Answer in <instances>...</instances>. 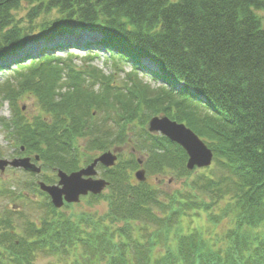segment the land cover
<instances>
[{"label": "trees", "instance_id": "1", "mask_svg": "<svg viewBox=\"0 0 264 264\" xmlns=\"http://www.w3.org/2000/svg\"><path fill=\"white\" fill-rule=\"evenodd\" d=\"M23 3L27 12L18 17ZM255 10H264V0H0V57L21 47L36 27L40 36L61 28L57 39L74 23L98 34L83 46L104 48L115 65L133 70L118 86L97 67L75 68L50 53L17 70V86L2 88L11 119L0 117V124L11 129L20 152L23 147L70 172L81 161L79 138L89 137L88 150L105 151L140 124L135 137L145 167L169 168L190 187L165 193L131 182L129 171L138 167L133 157L103 167L108 192L90 196L107 202L103 214L68 216L39 191L47 199L43 215L20 224L22 234L12 230L9 216L18 210L0 220V264H35L42 253L64 264H264V25ZM53 11L55 18L37 25ZM56 39L48 45L64 50ZM139 65L159 86L137 77ZM25 92L40 107L31 119L16 103ZM95 112L104 114L100 121ZM153 115L192 129L213 151V164L192 177L197 170L186 169L184 149L144 128ZM13 192L0 187V196L28 198ZM190 212L221 228L184 232L182 218Z\"/></svg>", "mask_w": 264, "mask_h": 264}, {"label": "rangeland", "instance_id": "2", "mask_svg": "<svg viewBox=\"0 0 264 264\" xmlns=\"http://www.w3.org/2000/svg\"><path fill=\"white\" fill-rule=\"evenodd\" d=\"M27 5L25 3L22 4V8L18 12V17L25 16L27 12ZM255 13L260 18L262 25H264V10H255ZM56 14L54 11L48 15H41L37 18L36 22L41 23L44 20H49L55 18ZM63 34H69L66 36H61V38H55L57 34H62L61 28L48 29L42 33L40 36L39 27L35 28L32 34L28 35L25 38L23 45L9 53L4 54L0 57V117L4 119H11L12 111L11 106L8 100L3 98V85L9 83L11 85L17 86L20 77H18V71L27 70V66H29L32 61H39L45 57V55H53L55 59L60 61H67L69 59L70 65L75 68H84L86 66H94L100 69L106 75H112L114 82L118 86H123L125 82L128 80V75L133 70L127 63L118 62L116 65L114 64V59L111 58L109 53L104 48H86L88 46H83V44L87 43L88 39H95L98 37L96 33H89L74 23H69L67 26L63 28ZM81 37L86 38L85 42L79 43L82 39ZM56 39L55 44H62L66 47L64 50L58 51L54 48L53 45H48L49 42ZM67 40H73L77 42V44L67 43ZM82 41V40H81ZM89 41V40H88ZM45 46L47 48L44 51H41L40 47ZM57 47V46H56ZM44 48V47H43ZM90 55L91 58H88ZM23 60V62L21 61ZM31 61V62H30ZM145 62L150 66H154L152 62L147 59H144ZM143 62L144 64H146ZM21 63V64H18ZM22 65V67H20ZM61 67L65 66V63L59 64ZM138 69L137 77L150 84L152 87L159 86V83L150 78V74H147L146 71L140 67ZM65 78V74L63 75V80ZM66 88H63L64 91ZM95 90L100 89V83H97L94 87ZM18 107H23L22 113L23 115L31 119L33 116L37 115L39 112V105L33 93L25 92L19 95L16 100ZM104 114L102 112H95L94 117L100 121L103 118ZM154 116V115H153ZM159 116V115H156ZM152 117V116H151ZM146 121L145 129L149 119ZM141 125L135 124L133 132L130 131L128 133V138L126 142H123L119 145H112L107 150L115 151L117 154V161H124L128 158L134 159H146V153L143 151L144 148L140 145L138 139H136V134H141ZM114 130V129H113ZM130 139V141H128ZM88 141L89 137H81L77 140L76 145L78 146V151L80 155V164L79 167H84L88 165L94 158H96L103 151H99L96 149L88 150ZM106 150V151H107ZM131 153L133 154L131 156ZM33 154V153H32ZM31 154V155H32ZM21 156L19 155L18 143L16 138L11 133L10 128H6L4 125L0 124V159L11 160L13 157ZM186 162V161H185ZM213 164V163H212ZM37 165L40 166L43 177H46L45 181L42 176L41 177H32L28 173L23 172L20 168H14L11 166H6L3 171L0 170V187L3 184L9 186L11 191H14V194L23 193L28 198L23 200L21 198L16 197H5L0 196V220L6 217L10 210H18L17 212L10 213L9 216L12 219V230L16 233L22 234V231L19 228V225L28 220L36 219L41 214L43 215V204L46 203L47 199L39 194L38 187L35 189H26L22 188L26 185L32 184L33 180L35 183L41 178L46 183L53 184L57 181L56 171L53 167H49L44 164V161L39 160ZM145 169L146 182L151 186L157 188L160 192L165 193H173L176 190L186 191L189 190L190 187L183 185V181L185 177L177 176L171 169H166L161 172H150L147 167H143ZM138 168L136 167L134 170L129 171V180L131 182L137 183L138 181L134 178V173ZM97 177L105 178L101 167H97ZM199 171H195L192 173V177L198 174ZM45 175V176H44ZM189 177L187 180H190ZM33 179V180H32ZM37 186V185H36ZM37 189V190H36ZM108 192V189L105 190L104 193ZM15 206V207H14ZM107 202L100 198L97 201H94L92 197L89 195L86 197H81L80 200L76 203H71V205L63 206L60 210L61 213L66 215H77L82 213H91L94 215H100L106 212ZM18 217H21L18 218ZM183 230L184 232H188L190 229L194 227L205 228L211 232H215V230L219 231L221 226L216 229L206 219V216L201 213L199 216L196 215V212H190V215L182 218ZM2 229V228H1ZM7 230V229H6ZM260 230H264V224L261 226ZM8 231V230H7ZM163 247H157V252H163ZM35 264H64V260L57 257L56 255H47V254H38L35 258Z\"/></svg>", "mask_w": 264, "mask_h": 264}, {"label": "water", "instance_id": "3", "mask_svg": "<svg viewBox=\"0 0 264 264\" xmlns=\"http://www.w3.org/2000/svg\"><path fill=\"white\" fill-rule=\"evenodd\" d=\"M147 130L153 133H160L172 142L179 144L187 154L186 168L188 170L207 167L211 164L213 158L212 150L185 124L171 120L165 115L153 116L148 121ZM38 158V155H36L35 159ZM116 158V154L112 151L103 152L89 165L78 171L68 174L58 169L57 176L59 180L57 184L47 185L41 181L39 182V187L50 196L51 202L56 208H60L64 202H78L80 196L88 193L99 194L105 189L108 182L101 178H94L97 174L96 166L100 163L111 167L115 164ZM8 165L35 173L40 171V167L33 164L29 157L14 158L10 161L0 159L1 171ZM135 177L139 181H144V169L137 170Z\"/></svg>", "mask_w": 264, "mask_h": 264}, {"label": "bare ground", "instance_id": "4", "mask_svg": "<svg viewBox=\"0 0 264 264\" xmlns=\"http://www.w3.org/2000/svg\"><path fill=\"white\" fill-rule=\"evenodd\" d=\"M82 39V41L80 40L79 41V43H83V41L85 42V40H87L86 38H84V37H81ZM88 40H92V39H88ZM93 41V40H92ZM67 42H72V43H75V44H77V42H74L73 40H67ZM41 48V47H40Z\"/></svg>", "mask_w": 264, "mask_h": 264}, {"label": "flooded vegetation", "instance_id": "5", "mask_svg": "<svg viewBox=\"0 0 264 264\" xmlns=\"http://www.w3.org/2000/svg\"><path fill=\"white\" fill-rule=\"evenodd\" d=\"M26 155V154H23V156ZM22 156V155H21ZM144 162V161H143ZM143 162H142V165H143ZM141 165V164H140Z\"/></svg>", "mask_w": 264, "mask_h": 264}]
</instances>
